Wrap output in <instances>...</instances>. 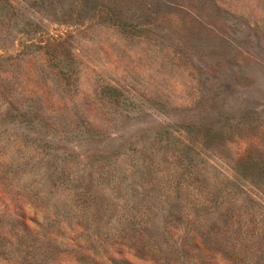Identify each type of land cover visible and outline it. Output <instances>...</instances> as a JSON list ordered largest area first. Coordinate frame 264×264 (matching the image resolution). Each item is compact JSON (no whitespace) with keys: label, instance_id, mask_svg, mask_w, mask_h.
<instances>
[{"label":"rangeland","instance_id":"obj_1","mask_svg":"<svg viewBox=\"0 0 264 264\" xmlns=\"http://www.w3.org/2000/svg\"><path fill=\"white\" fill-rule=\"evenodd\" d=\"M0 264H264V0H0Z\"/></svg>","mask_w":264,"mask_h":264}]
</instances>
